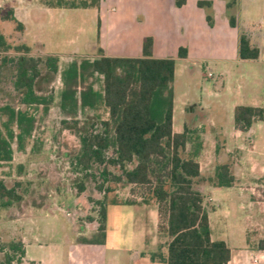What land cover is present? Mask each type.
Here are the masks:
<instances>
[{
	"label": "trees",
	"instance_id": "obj_1",
	"mask_svg": "<svg viewBox=\"0 0 264 264\" xmlns=\"http://www.w3.org/2000/svg\"><path fill=\"white\" fill-rule=\"evenodd\" d=\"M79 1L38 0L49 8L100 5V0ZM185 2L174 0L177 7ZM233 5L231 1L227 8ZM198 6L206 10L211 25V3L198 1ZM229 23L236 25L231 14ZM23 36L24 26L14 17L13 9L0 7V162L11 161L14 152L26 153L28 146L31 154L41 148L42 140L30 144L36 123L34 111L41 108L46 114L55 103L61 123L78 137L79 152L70 162L74 170L82 173L76 190L83 192L84 180L91 177L95 189L102 194L101 198L89 197L98 222L96 236L82 241H104L108 205L135 203L108 196L118 184L147 185L149 194L141 202L157 204L159 230L170 238L167 264H227L230 249L224 240L210 239L209 210L202 206L201 193L206 185H238L239 155L234 152L237 160L228 156L218 163L211 177L200 174L196 158L203 141L198 128L186 125L181 133L172 130L175 60L153 58L152 39L148 37L143 42L142 57L100 54L93 59H73L60 68L57 56L32 54ZM185 54L186 50L181 48L180 57ZM237 54L242 60H255L260 52L241 33ZM57 77L63 86L54 95L50 87ZM94 77L101 82L97 89L95 81L88 82ZM100 109L108 114L106 119L99 114ZM259 121H264V106L234 108V127L247 134V138ZM221 137L216 136L218 153ZM18 194L14 183L0 178V209L19 201ZM257 248L264 250V240ZM24 254L20 239L0 241V264H23Z\"/></svg>",
	"mask_w": 264,
	"mask_h": 264
},
{
	"label": "crops",
	"instance_id": "obj_2",
	"mask_svg": "<svg viewBox=\"0 0 264 264\" xmlns=\"http://www.w3.org/2000/svg\"><path fill=\"white\" fill-rule=\"evenodd\" d=\"M198 1L211 3V25L206 19V10L198 6ZM231 1L234 5L227 8ZM254 1L260 2L264 10V0H186L180 7L175 6L174 0H100L99 7L72 9L45 7L38 0H0V7L13 9L14 17L24 26V43L31 53L57 56L60 68L64 66L60 64L64 49L73 48L77 57L88 59L100 54L139 58L143 55L144 39L150 37L153 58L175 60L173 132H183L186 125L198 128L203 148L196 160L200 174L205 177H211L218 163L227 160L228 156L235 158L234 152H237L240 184L243 169H247L244 156L251 152L248 145L255 148L253 133L264 130V121H259L247 138V134L233 124V111L237 105L264 106V75L254 68L264 56L254 37L256 31H264V11L261 21L253 23L245 9L246 2ZM230 14L235 17V26L229 23ZM241 33L248 36L251 45L259 48L257 59L238 57ZM67 40L75 42L70 45ZM181 48L186 50L183 57L179 55ZM249 68H253L251 80L245 75ZM204 71L211 73L214 88L210 89L206 83L198 96L193 93V87L196 79L209 77ZM180 84L185 90L178 91ZM189 106L192 108L188 111ZM218 135L222 136L219 153L216 152ZM21 157V153L14 152L12 160L5 163L10 172H2L0 178L13 177L14 166L20 163ZM206 187L211 186L203 188ZM234 188L213 186L211 193ZM18 195L21 196L19 201L0 209V241L20 239L25 250L23 264H167L170 238L159 230L160 218L154 202L142 203L141 198H136L134 204L108 205L104 241L87 243L82 239H89L97 231L98 222L89 199L85 203L78 202L80 197L85 199V195L37 194L34 185L27 194ZM210 198L215 200L213 194ZM68 201L74 206L77 220L58 218V212L63 211V205ZM112 207L116 210L110 216ZM212 212L208 215L210 239L224 240L230 249L227 264H251L243 254L247 243L246 229L234 232L224 223L213 226ZM66 215L71 214L67 211ZM77 222L81 226L74 231ZM111 232L119 238L115 237L118 241L114 240L110 246L109 239L114 237Z\"/></svg>",
	"mask_w": 264,
	"mask_h": 264
},
{
	"label": "rangeland",
	"instance_id": "obj_3",
	"mask_svg": "<svg viewBox=\"0 0 264 264\" xmlns=\"http://www.w3.org/2000/svg\"><path fill=\"white\" fill-rule=\"evenodd\" d=\"M77 2L80 1L76 0V3ZM246 5L245 9L246 13H248V19L253 23L261 21L264 11L261 3L254 1L247 4L246 2ZM262 20L264 21V19ZM254 37L264 51V31H261V29L256 31ZM71 38L73 39V36H71ZM67 41H69L70 45L73 41L75 42V40ZM75 51L76 50H73V48L70 50H62L64 54L60 56V64L65 65L67 61H71V59H88L85 56L77 57L73 54ZM254 68L264 75V56L262 61ZM252 69L253 68H249L245 70L247 79H253ZM204 73L207 75L208 72L204 71ZM211 79L210 77H207L206 80H204L203 77L196 79L193 93L200 96V90L201 88H205L206 83H209L210 89L213 90L214 87ZM92 81L96 82V89L100 87L101 82L97 80L96 77L88 80V82ZM62 86V81L57 77L50 88L54 90V95H57ZM80 89L81 87H78V90ZM177 89L178 91L185 90L182 84L179 86L177 85ZM201 95L205 97L203 93ZM58 111L55 103L51 105L46 114L43 113L41 108L34 111L36 123L30 137V144H32V142L36 144V142L42 140L41 148L36 151V153L31 154L29 151L30 146H28L26 153L21 154L20 163L14 166V171L12 173L14 176L8 175L7 177L10 178L6 177L4 179L10 184L14 183L16 191L19 194H27L29 189L32 188V185H34L37 188V194H83L85 195V199L80 197L78 200V202L82 200L83 203H85L84 201H87L89 197L101 198L102 194L95 189L94 179L91 177L84 180L85 190L83 192L79 193L76 190V184L82 181V173L78 170H74L70 162L74 158L73 156L79 152L78 137L75 131L66 128L65 125L61 123ZM99 114H101L103 119H106L108 116L103 109L99 110ZM196 115L199 114L197 113ZM193 117H195V115H193ZM81 118L82 117L79 116L78 120H81ZM263 131L264 130H257L253 133V144H255V148L253 149L251 144L248 145L251 152H248L243 159L244 166L247 169H243L244 177L242 182L235 186L236 189L214 190L211 193L212 187H206L205 189L203 188L201 193L203 208L211 212L213 211L210 217L213 226L224 223L228 225V228L233 229L234 232L238 229H246L247 243L243 254L246 255V259L251 261V264H264V250H259L257 248L260 240H264V179L261 182L258 181L259 176H264ZM18 160H16V162H19ZM0 167H5V169H0V174L2 172H10V168L7 164H0ZM250 168H252V171H249ZM148 190L147 185L121 186L118 184L108 196L110 198L114 196L120 201H131L136 200V198L148 196ZM212 194L215 198L214 201L208 199ZM114 208L115 209L112 207L110 209V216L113 214L114 210H116V207ZM67 211L71 214L69 217L66 215ZM57 215L61 220L70 221L76 219L77 213L71 201H68L63 205V211L58 212ZM80 226V223L77 222L73 230L75 231ZM111 233L113 235V232ZM95 236L96 232L90 235V238ZM113 236L112 239H109V245L114 242V240L118 241L115 237L119 238V235L114 234ZM119 240L122 242V239ZM250 250H253V252Z\"/></svg>",
	"mask_w": 264,
	"mask_h": 264
},
{
	"label": "built area",
	"instance_id": "obj_4",
	"mask_svg": "<svg viewBox=\"0 0 264 264\" xmlns=\"http://www.w3.org/2000/svg\"><path fill=\"white\" fill-rule=\"evenodd\" d=\"M0 55H1V54H0ZM208 76H209V77L211 76V73H210V72L208 73ZM208 199L211 200L210 197H209ZM67 215H69V213H67Z\"/></svg>",
	"mask_w": 264,
	"mask_h": 264
}]
</instances>
